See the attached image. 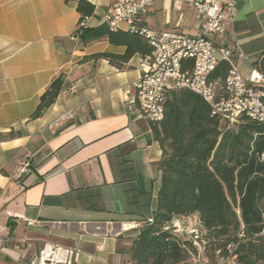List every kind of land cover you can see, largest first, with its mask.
<instances>
[{
	"label": "crops",
	"instance_id": "obj_1",
	"mask_svg": "<svg viewBox=\"0 0 264 264\" xmlns=\"http://www.w3.org/2000/svg\"><path fill=\"white\" fill-rule=\"evenodd\" d=\"M87 1L95 10L86 26L96 27L112 0ZM79 18L76 0H0V264H30L44 244L73 250L72 264H122L121 251L156 208L161 149L151 123L125 102L143 57L122 69L89 58L125 47L73 39ZM144 20L154 30L197 32L195 10L173 0H152ZM225 28L226 45L238 43L245 56L241 74L264 75V0H237ZM59 73L63 90L30 118ZM26 157L33 170L16 179Z\"/></svg>",
	"mask_w": 264,
	"mask_h": 264
},
{
	"label": "trees",
	"instance_id": "obj_2",
	"mask_svg": "<svg viewBox=\"0 0 264 264\" xmlns=\"http://www.w3.org/2000/svg\"><path fill=\"white\" fill-rule=\"evenodd\" d=\"M94 10L89 1L76 0L78 22ZM101 38L124 46V52H101L89 58H104L118 69L135 54L144 58L151 52L138 35L111 30L105 22L81 29L83 44ZM228 67L220 61L210 78L224 80ZM63 86L64 75L59 73L30 118L40 117ZM150 126L161 149L156 163L160 185L152 222L138 227L128 250L121 251L128 254L127 262L187 264L189 255L182 244L189 242L163 227L173 217L195 214L211 238L214 253L227 255L230 246L238 264H264V123L242 117L227 127L198 94L180 89L169 94L162 119Z\"/></svg>",
	"mask_w": 264,
	"mask_h": 264
},
{
	"label": "built area",
	"instance_id": "obj_3",
	"mask_svg": "<svg viewBox=\"0 0 264 264\" xmlns=\"http://www.w3.org/2000/svg\"><path fill=\"white\" fill-rule=\"evenodd\" d=\"M176 7L186 4L195 10L197 32L189 35L175 30H154L148 27L144 17L150 10L152 0H112L102 15V20L111 30L134 33L151 47L143 60L140 76L132 83V94H126L127 109L136 110L148 122H158L163 117L164 105L172 91L187 89L198 94L211 108V113L220 117L227 127L242 117L264 123V75L252 70L245 77L237 61L245 58L238 43L226 45L225 21L236 14L237 0H173ZM87 17L80 20L72 34L80 38ZM220 61L228 63L224 78L211 79L210 75ZM75 91L69 85L64 92ZM72 118L70 111L63 113L54 124ZM33 170L28 157L18 162L16 179H22ZM152 222L147 218L144 224ZM183 242L191 262L210 264L206 258L207 231L198 221L173 217L164 225ZM216 264H238L232 248L227 246V255L215 251ZM75 252L59 245L44 244L30 264H72ZM122 264H129L127 261Z\"/></svg>",
	"mask_w": 264,
	"mask_h": 264
},
{
	"label": "rangeland",
	"instance_id": "obj_4",
	"mask_svg": "<svg viewBox=\"0 0 264 264\" xmlns=\"http://www.w3.org/2000/svg\"><path fill=\"white\" fill-rule=\"evenodd\" d=\"M237 213H239L238 210ZM206 240H207L206 251H205L206 258L208 259L210 264H216V254L214 253V250L212 248L213 246L211 244V238L209 235H206ZM190 262H191V257L188 258L187 264H189Z\"/></svg>",
	"mask_w": 264,
	"mask_h": 264
}]
</instances>
